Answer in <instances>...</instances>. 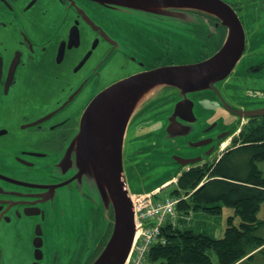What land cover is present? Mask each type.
Returning <instances> with one entry per match:
<instances>
[{"label":"flooded vegetation","instance_id":"obj_1","mask_svg":"<svg viewBox=\"0 0 264 264\" xmlns=\"http://www.w3.org/2000/svg\"><path fill=\"white\" fill-rule=\"evenodd\" d=\"M226 3L244 28L246 48L242 58L249 52H264V0H244L240 6L230 0ZM115 9L89 0H0V264L61 263L62 254L55 249L50 253L57 245L52 237L57 218L68 223L63 228L56 226L59 236L64 230L78 227V241H66L75 248L84 240L80 236L89 213L92 222L100 225L105 213L102 196L108 198V194L100 173L86 160L82 140L76 141L83 114L88 104L112 84L154 68L179 64L166 63L167 59H176L166 52L164 44L170 43L166 28L180 32L181 18L170 17L177 23L171 26L167 16H162L163 10L161 15L150 12L153 18L149 21L144 17L146 11L128 17L123 12H113ZM181 12L197 14V20L200 15L203 25H207L205 33L211 40L218 37L217 50L222 47L229 28L221 20L197 11L178 13ZM104 14L113 18L112 22ZM126 35L131 36L132 49L120 39L124 36L127 40ZM148 50L159 56L149 59L145 54ZM112 64L117 74L113 78L108 74ZM252 67L261 69L258 64L245 66L248 70ZM165 91L147 102L130 121L123 146L124 170L142 163L148 168L151 162H172L170 159L179 151V155L192 158L209 152L200 162L184 167L193 168L210 163L206 160L221 148L222 144L212 150L216 141L198 147L199 151L196 147L194 151L193 147L182 150L184 144L180 141L172 147L162 144L170 108L176 101H161ZM203 99L215 101L206 95ZM233 108H264V97L245 96ZM260 117L264 116L254 118ZM254 118H245L240 125ZM178 122L181 127V120ZM213 124L206 121L200 131ZM176 130L180 137L191 131L188 127ZM132 134L148 143L129 151ZM210 137L208 132L199 139ZM127 176L126 172L129 182ZM62 198L64 207L59 206ZM106 237H100L98 249ZM38 246L43 254L41 260L37 259Z\"/></svg>","mask_w":264,"mask_h":264},{"label":"water","instance_id":"obj_2","mask_svg":"<svg viewBox=\"0 0 264 264\" xmlns=\"http://www.w3.org/2000/svg\"><path fill=\"white\" fill-rule=\"evenodd\" d=\"M89 1L110 7L146 11L144 15H151L150 12L160 15V12L163 10L162 16L166 15L168 19L176 16L181 10H192L217 17L229 28L227 39L213 56L196 63L174 64L154 68L122 79L99 93L88 104L83 114L76 141H79V138L82 140L81 143L85 148L86 160L96 173H100L102 187L108 194V198L102 196L105 203V213L102 216L103 220L98 229V242L100 241V237L102 239L107 235V239H104L106 243L98 254L96 253L97 247L85 264H126L139 232V228L135 222L133 197L150 192L132 193L130 191L131 187L128 185L129 182L125 177L123 146L127 127L134 115L158 93L163 92L164 89L171 90L176 101L170 108L169 118L165 126V134L161 140L162 144L166 147H172V144L177 141L183 143V140H187L186 144L180 148L193 147L192 149H194L195 147L209 145L212 141H216L214 148H212L213 150L229 138L237 127L232 128L234 125H231L230 128L216 134L214 136L216 138L211 136L210 138L198 141H188L190 137L197 133H208L217 126V123H214L205 131H200L205 124L202 125L196 114L197 101L193 100L189 94L193 93L192 95H196V92L199 91H209L227 112L239 117L240 121H238V124L245 118L264 116V108L237 111L227 102L225 95L217 86L218 83L221 85L226 84V81L240 63L246 48L244 28L234 9L226 1ZM253 71L257 70L252 67L246 73ZM148 91L150 93L145 96V93ZM179 120L182 123L181 127H185V129L188 127L191 130L190 133L182 137H180L176 130L181 128L178 126L181 125L178 122ZM193 129L194 131H192ZM167 142H172L171 146H168ZM171 150L174 149L171 148ZM207 154L202 156L204 157ZM202 156L197 158L185 157L175 152V155L172 158L170 157L171 161H175H172L171 164L176 165L178 168L155 187L158 188L161 184L164 185L170 179L175 178L184 167L200 162L203 158ZM40 248L41 246H38L40 254L37 257L38 260H41L43 257Z\"/></svg>","mask_w":264,"mask_h":264},{"label":"rangeland","instance_id":"obj_3","mask_svg":"<svg viewBox=\"0 0 264 264\" xmlns=\"http://www.w3.org/2000/svg\"><path fill=\"white\" fill-rule=\"evenodd\" d=\"M226 1V0H225ZM236 3L240 6V3L244 0H230ZM248 2H252V0H247ZM251 6H254L251 4ZM115 13H125L128 15V17L137 16L140 15L142 11L135 10V9H127V8H117L113 10ZM137 14V15H136ZM161 15V13H160ZM179 18H181L178 22L180 27V32L178 30L166 28V39L170 40V43L167 42V45L164 44V47H166V52H169L170 55H172L176 60L183 61L178 62L176 60H170L167 59L166 63L169 64L170 62L174 61L176 63H196L199 61H203L211 56H213L218 50L217 41L218 37L215 40H211L209 38L210 34L205 33V30H207V25H203L202 19L198 16L197 20V14L191 13V12H181L176 14ZM105 16V14H104ZM176 16V17H177ZM202 16V15H201ZM106 19H108V22H112L113 18H109L105 16ZM113 17H117V15H113ZM145 18L151 20L153 18L152 15H144ZM169 17V16H168ZM175 17V16H174ZM203 17V16H202ZM205 18V17H203ZM177 21V18H174ZM166 26L171 23V26H177V23L170 20V23L168 21L165 22ZM198 24V25H197ZM193 26H196L193 29ZM213 30V28H212ZM264 32V31H263ZM118 34V33H117ZM198 34V36H196ZM127 40H124V36H120V39L124 42L126 47L128 49H132L130 46V35H126ZM175 37H178V40H175ZM121 41V42H122ZM154 46V45H153ZM146 55H149L148 58L152 59L154 56H159L157 53L152 52L151 50H148L145 52ZM248 56H244L240 64L236 66L234 72L231 74V76L226 81V84L221 85L220 83L217 84L218 88L221 89L222 93L225 95L226 100L230 105L236 107V103H242L245 96H251L261 98L264 97V76H260V73L264 75V65H263V58H264V52L260 54H253L250 53ZM263 60V61H262ZM196 61V62H195ZM252 64V65H260L259 69L257 71L248 72V69L245 68V66ZM261 64L263 65L261 67ZM244 65V66H243ZM245 68V69H244ZM116 72L115 65L112 64L108 70V74L113 76L117 75L114 74ZM226 85V86H225ZM193 93L189 94L193 98V100L197 101V107L195 108L196 114L200 120V122L203 124H206V121L217 123V126L214 128L213 131L209 132L210 136H215L220 131L230 128L231 125L232 128H238L239 129L228 139L224 141V143L221 145V148L217 153H215L210 160V162H215L218 158L222 157L224 153H226L229 148L233 146V139L235 137H239L241 132L243 130L248 129V126L250 125V122L252 123V120H245L244 124H238V121H240L239 117L237 118L230 115L218 102L215 101H208L203 99V95H206L208 98L211 97V93L209 91H199L196 92V95H192ZM197 96V97H196ZM174 98V94L171 90H166L164 95L160 97L162 99L161 101H167ZM243 99V100H242ZM146 111H149L148 109ZM145 111V112H146ZM263 121L261 119H257L253 121L252 126L258 125V123H262ZM202 127V126H201ZM236 128V129H237ZM208 134V133H205ZM204 133H197L196 135L190 137L188 141H198L201 136L205 135ZM200 140V139H199ZM130 146L129 151L136 149L138 147H141L140 144L144 143L147 144L146 139H140L136 137L135 135L129 136ZM182 144H186L187 140H183ZM168 146H171L172 142L166 143ZM227 144V147L223 148L224 145ZM191 149V150H195ZM201 148H197L196 150H200ZM185 150V149H182ZM181 151H179L180 154ZM170 158V157H169ZM158 160H160L158 158ZM164 160H167L165 157ZM239 163L241 159H238ZM171 161V159H170ZM260 169L263 171L264 174V161L258 163ZM148 168L144 167V164L142 163L140 166H135L132 168H125V173L127 172L129 183L131 189L130 191L132 193L138 194V193H144L147 191H150L155 186L159 185L162 180L169 177L171 174H173L176 169L178 168L176 165H172L171 162L168 163H160L151 162V165H147ZM128 170V171H127ZM189 168L182 169L180 171L179 176L183 174V172L188 171ZM132 178H135V180L132 182ZM178 179H176L173 182H169L170 184L168 187L164 188L160 194L156 197L158 200H164V197L168 195V193L174 188V185L177 184ZM63 198L60 201V207H64ZM235 214V210L233 207L224 205L223 211L221 214L214 215L210 213H206L202 210H196L191 212V221H189L187 218L186 220L181 219V214H177L176 218L173 221V224H180L183 228H191L194 229L196 232H205L211 236L214 237H222L224 235V231L228 226V218ZM257 216L259 219L264 220V203L261 204V209L257 213ZM60 219V220H59ZM241 222L240 218L238 216L234 219V224L239 225ZM63 225L64 224L68 226V223L61 218H57L55 221L54 228H52V237L54 240H56L57 245H55L54 248L51 249L50 253H52V250L55 249L60 254H62L63 259L61 263L57 264H82V262L86 261L88 262L89 257L91 254L95 252L97 249V243H98V229L99 225H96L92 222V217L90 216V213L87 215V224L85 229H83L82 234L80 236V239L83 237L84 240H82L81 245L79 242L76 245V248L67 242H77L79 239V229L78 227L74 229L73 231L70 230H64L61 236H59L56 226L57 225ZM258 235L261 237H264V228H262L260 231H258ZM69 237L68 239H66ZM67 241V242H66ZM79 254H81V258L79 259ZM55 253L53 254V256ZM209 255L212 258V261L215 264H219L218 255L215 251L211 250L209 252ZM46 260V259H45ZM264 261L262 257L255 258L252 261H248L246 263L242 264H263Z\"/></svg>","mask_w":264,"mask_h":264},{"label":"trees","instance_id":"obj_4","mask_svg":"<svg viewBox=\"0 0 264 264\" xmlns=\"http://www.w3.org/2000/svg\"><path fill=\"white\" fill-rule=\"evenodd\" d=\"M257 119L263 122L252 126ZM251 120L219 161L183 172L168 193L183 198L177 207L182 220L190 217L191 221L192 211L218 215L224 205L233 207L235 214L228 218L224 235L217 238L168 220L160 233L165 242L160 240L150 248L148 264H215L211 250L217 253L219 264H242L260 256L264 261V237L258 235L264 220L257 216L264 203V174L258 165L264 161V117ZM236 216L239 225L234 224Z\"/></svg>","mask_w":264,"mask_h":264},{"label":"built area","instance_id":"obj_5","mask_svg":"<svg viewBox=\"0 0 264 264\" xmlns=\"http://www.w3.org/2000/svg\"><path fill=\"white\" fill-rule=\"evenodd\" d=\"M155 193L133 197L135 222L139 228L132 252L126 264H147V252L161 240V229L168 219L175 217L179 198L155 200Z\"/></svg>","mask_w":264,"mask_h":264},{"label":"bare ground","instance_id":"obj_6","mask_svg":"<svg viewBox=\"0 0 264 264\" xmlns=\"http://www.w3.org/2000/svg\"><path fill=\"white\" fill-rule=\"evenodd\" d=\"M149 93H150V91L146 92L145 96L148 95ZM225 147H227V144H225L223 148H225Z\"/></svg>","mask_w":264,"mask_h":264}]
</instances>
